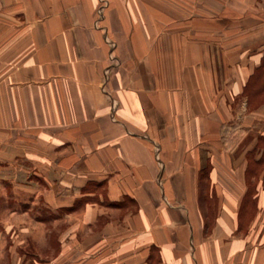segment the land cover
Returning a JSON list of instances; mask_svg holds the SVG:
<instances>
[{
	"label": "crops",
	"instance_id": "1",
	"mask_svg": "<svg viewBox=\"0 0 264 264\" xmlns=\"http://www.w3.org/2000/svg\"><path fill=\"white\" fill-rule=\"evenodd\" d=\"M264 0H0V264H264Z\"/></svg>",
	"mask_w": 264,
	"mask_h": 264
},
{
	"label": "trees",
	"instance_id": "2",
	"mask_svg": "<svg viewBox=\"0 0 264 264\" xmlns=\"http://www.w3.org/2000/svg\"><path fill=\"white\" fill-rule=\"evenodd\" d=\"M243 94L250 104L264 103V56L260 66L245 85Z\"/></svg>",
	"mask_w": 264,
	"mask_h": 264
}]
</instances>
